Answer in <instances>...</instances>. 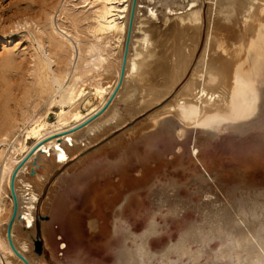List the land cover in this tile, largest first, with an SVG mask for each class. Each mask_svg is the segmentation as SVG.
<instances>
[{"label":"bare ground","instance_id":"6f19581e","mask_svg":"<svg viewBox=\"0 0 264 264\" xmlns=\"http://www.w3.org/2000/svg\"><path fill=\"white\" fill-rule=\"evenodd\" d=\"M34 1L36 2V11L32 12L33 16H27L29 18L24 19L23 22L21 19L19 20L21 23L29 25L30 33H34L33 40L36 39L38 44L34 52L31 51L30 56L32 59L31 61L29 60L31 62H29L31 64V75H33L35 83V93H37V96L49 93L51 95L49 98L51 103L59 102L66 106H61L59 110H55L56 120L53 122H50L47 118L48 111H51L53 106H48L41 114L35 111L36 103L31 107L25 108L22 106V108H19L21 110L20 113L18 112L19 114L16 113L15 109L14 113H12L13 110L10 112V108L5 106L4 102V106H0L3 114V119H0V127L2 126L0 128L2 130H0L2 132H0V264H15L11 257L17 259V264H37L32 259L36 256L40 258L41 264H53L50 256L58 260L59 264H264V205L262 202L264 199L261 200V204L258 203L260 201L259 198L263 196L262 194L260 197L259 194H257L258 196L256 195V197H259L258 200L255 198L258 204L254 203V201L251 202L250 205H248L249 203L245 196L242 199H245L248 204L243 203V200L241 203L239 199H237L240 201L238 203L236 199L235 202H232L234 201L233 198L229 199L230 201L232 200L230 202L226 201V199L221 200L222 197L218 198L215 196V198H211L204 195L202 200H205V203L202 201V207L198 201L195 202L193 200L192 201L195 203H192V207L188 205L190 209H193V212L200 213V218L185 219L187 221H183L184 224L182 225L180 224L182 221H180V219L188 213L182 215V211H179L183 204L181 206L176 205L177 203H175V205L173 203L172 205L171 203L166 204V198L164 197L166 191L171 193V196H176L175 194H177L175 191L166 190L168 186V184H166L167 182L165 183L166 185L162 184L165 186H162L163 188L160 186V183L159 188L161 187L162 189L158 188L159 190L156 189V186L155 188H148L144 201L136 203V206L139 208V212L137 213L131 209L132 206L129 205L130 203L125 207V210H121L124 202V200L121 199L116 203L112 202L111 207L105 206V208L109 207V213L106 211V213L102 214L101 210L99 211L98 208L97 212L101 213L102 217L97 214L86 215L88 216V229L90 231L99 229L101 236L103 234L105 237L101 239L104 240L102 243L106 246V248L104 246L105 252L107 253L105 259L100 258V260H96L93 255L91 257L89 256L87 259L85 258L87 254L84 256L83 252H81L83 254H80V251L75 248L76 251H74V256L71 257L70 262L66 261V263L60 259L57 248H55L56 250L54 251L48 249L49 242L45 239L42 229L44 220L42 221V219H39L37 223L36 214L42 215L43 206H45L43 197L49 188L52 178L58 174L64 166L65 163H62L72 155L70 149L78 147L80 142H83L88 135L96 134L97 127L90 124L84 138L81 139H76L77 137L73 139L74 132L73 135L70 134L72 135L71 138L69 136H62L59 139L60 142L58 141L59 144H57L58 139L54 136L59 137L58 135L60 133H64L83 123L104 105L107 89L112 90L114 84L105 86L99 77L92 82L91 80L93 78H90L91 74L89 73L93 70V72H95V70L98 71V69H101L100 67H103L105 61H108V57L111 56L113 57V61L118 60L117 63L119 68L116 77L117 79L119 78L125 53L131 0H90L88 4L94 5L90 16L92 23L90 25L88 24V26L86 25L90 37H82L81 32L78 31L75 26L68 27L66 23L64 24L65 20L60 17V15H62L61 13L64 10L66 11L65 6L62 7L58 15L59 21L55 23L53 18L55 13L53 15L52 10L49 9L50 6L48 7L49 4L47 5L49 0ZM84 1L86 2L88 0ZM135 1L136 4L133 9V17H135L130 31V40L123 73L125 80L126 77L138 73L143 64L148 43L151 42V40L149 41V37L151 36L148 35L149 33H147L145 29L140 32V36L136 39L134 38L137 15L143 10L142 7H144L148 13H156L158 9L162 12L163 10L172 9L173 11L175 10V13L184 21L181 31H184L183 37L186 47L184 51H181V53L175 56V59H172L170 71L167 70L170 73L169 76H172V83H170L169 80L167 81V83L169 82V90L178 80L184 78L189 68H191V72L189 76L186 77L187 79L185 82L181 84L182 87L180 86V89L178 88L182 93L180 91H177L175 95L173 93L172 95L174 96L168 103L163 106L161 105V108L158 106L159 109L156 111L153 110L154 113H151L152 116L150 115L153 119L160 120L158 130L163 134V140L167 143L166 145L176 144V148L177 146L180 147L177 144L180 143L179 140L178 142L176 141L177 143L173 140L176 137L175 134L180 137L183 135L186 137L192 129H195L194 137L197 140L198 146L210 144L217 136L219 138V134L222 131H227L229 128H233V131L239 134H245L244 131H246L248 127V130H250V126H246L247 123H252L253 127L258 128V130H263L264 134V89L260 87V84L263 85L264 83V0ZM190 1L196 3L192 5L189 4ZM189 9H191V11L184 14V11H188ZM183 15L184 17H182ZM75 19L73 18L72 22H75ZM185 21L187 22L185 23ZM19 24L18 22V25ZM133 40L138 42V46L133 43ZM65 44L70 46L68 49L71 51L68 52V56L65 55L66 60L62 59L64 65L54 68L55 66L53 67V64L56 62V56ZM75 44H77V49ZM54 49H56L57 52H55ZM66 52L65 54H67ZM62 58H64V56ZM58 60L60 61V59ZM59 64L61 63L56 65ZM98 72L100 73V71ZM98 72L96 74H98ZM92 74L93 76L96 75L94 73ZM1 75L0 81L2 80L3 82L5 81L4 83L11 84V82H9L10 79H7L8 77L6 78L4 74ZM2 78L5 79L3 80ZM89 79H91V82H89L91 89L86 90L88 89L86 87L88 83L86 82ZM15 83L19 84V80L18 83ZM1 84L0 87L2 86V88H4L3 83ZM9 84H5V86ZM163 84L162 82V86ZM9 86L12 88V84ZM166 86L167 85H165V88ZM27 88H29V85H27ZM151 88L153 87L151 86ZM167 88L165 90L163 88V90H158L157 92L151 90L152 92L149 91V93L151 92L150 94H152L154 91L158 96L157 99H160L163 95L173 90L172 88V90L168 91ZM7 89H5V92ZM20 92H22V90ZM24 92L26 94V91ZM10 93L12 92H9L8 97H13V93ZM28 93L30 94L31 91L29 90ZM6 94L4 95L6 96ZM30 95H32V93ZM23 97L24 102L27 96L23 95ZM46 97L48 96L46 95ZM7 98L5 103L7 102ZM91 98L94 99L93 103H90ZM11 100L13 102V98ZM166 100L167 98L164 99V102ZM1 102L2 101H0V105ZM8 103L10 104V102ZM82 106H87V109L82 111ZM118 119V114L115 113L112 115L110 122H117ZM21 123L23 125L25 123L26 125L21 128ZM155 125L157 126L158 124ZM244 125L247 127L246 129ZM153 127L155 126L153 125ZM156 130L157 129H155V131ZM151 131H154V128ZM229 132L232 131L229 130ZM170 133H175L173 139V136H169ZM154 134L155 132L153 135ZM191 134L192 133H190V135ZM156 136L157 133L155 138ZM261 136L264 137V135ZM11 139L14 140L9 148L10 150H7L4 155ZM150 139L154 141V138L152 139L151 137ZM29 142H31V145H29ZM92 142L93 141L85 143V145L91 144ZM146 142L151 143V141ZM185 142L188 143V140ZM211 144L210 146L213 147L214 142ZM38 145H40L39 148H34ZM82 147L83 146H79L77 150H80ZM33 148L36 150L33 151ZM170 151H168V153ZM172 153L174 154V152ZM46 156H49L50 161L51 159L53 161L52 164H46L47 168L44 167L45 169H42L44 165L42 162ZM46 160L45 162L48 163V160ZM196 160L199 159L197 158ZM31 165L34 166L31 167ZM59 165H61V167L58 168ZM56 167L57 169H55ZM31 168L34 170V174H32L34 177L32 179L28 178V176L30 177L31 175L29 172ZM53 170L54 172H52ZM15 171L14 192L18 202V213L12 221L9 237L6 232L7 227L3 225L4 221H2L3 223L1 222V219H3L1 215H3V210L7 208L6 198H11L8 191L11 190L10 182ZM192 172L194 171L192 170ZM41 173L44 175H41ZM124 174L125 176L127 175V173ZM192 174L194 173H191V175ZM120 176V179L124 181L125 176L123 175L124 178H122V174H120ZM120 179L117 181V185L118 182L121 181ZM192 179L194 180V178ZM135 181L138 182L137 179ZM201 185H204V183ZM19 186L24 187L26 192L19 190ZM87 186L91 191V185L88 184ZM208 186H201L200 189L204 188V191L207 192L205 188H208V191L213 192L214 189ZM83 187L84 186H82V188ZM114 187L116 188L115 185ZM68 188L70 187L68 186ZM111 188L110 190L112 192L113 188ZM110 190L108 191L110 192ZM36 191H38L37 195L35 194ZM88 194L89 193L86 192L82 194V196L87 197ZM124 194L125 190L118 191L117 196H123ZM177 195H179V193ZM181 196L183 197V195ZM251 196L252 195L248 197L252 199ZM188 197H190V195H188ZM249 198L248 201L250 202ZM168 199L169 198H167V200ZM170 199L168 201H171ZM178 199L181 200L180 198ZM178 199L176 197L174 202L178 201ZM11 200L13 201V208L11 207L10 215H12L9 217L10 219L8 218L9 220L12 219L14 210V199L11 198ZM55 202L59 213L62 212V215H65L66 212L64 209L67 211L68 207V203L65 202V195L58 197V200L54 201V203ZM54 203L53 205H55ZM185 203L188 204V202ZM71 204L73 205L74 203L72 202ZM73 206H71L72 208L70 207L71 209H68L69 213L67 212L68 214L65 216L67 219L65 220L69 222L67 224L69 230L72 233H76V236L79 234V228L75 216H71L73 211H77L76 207ZM94 208L97 209L96 207ZM95 209L92 211L93 214ZM190 211L188 212L190 213ZM20 213L23 214V217H18ZM75 213L74 215H76ZM24 214L26 215L25 217ZM170 214L173 215L174 221L177 223L180 221V223L175 224V231L173 230L176 232V235H169L166 238L167 234L164 236V239L162 237L155 239V236L160 230L159 227L161 224H166L167 217ZM187 217L188 215L183 218ZM19 223L27 225L26 238L29 240L20 238L18 235L14 234V228H16ZM71 235L74 236V234ZM37 241H40L39 249ZM94 241H96L95 243L99 242L97 239ZM1 253L5 256L6 262H4ZM18 253L19 255H24L26 260L24 261Z\"/></svg>","mask_w":264,"mask_h":264},{"label":"rangeland","instance_id":"374dc122","mask_svg":"<svg viewBox=\"0 0 264 264\" xmlns=\"http://www.w3.org/2000/svg\"><path fill=\"white\" fill-rule=\"evenodd\" d=\"M89 1L90 0L86 2L84 0L82 1L81 0H60V1L59 0H49L47 5L49 4L48 7L50 6L49 9L52 10L53 15L55 13V15L53 16L55 23L59 21L58 15L60 14L62 7L65 6L66 11L64 10L61 13L62 15H60V17H62L65 20V21L63 20L64 24L66 23L68 27L75 26V28L81 32L82 37L83 36L90 37V34L87 32L88 27H86V25L88 26V24L90 25L92 23L91 22L92 19L90 18V16L92 13L91 10H93L94 5L88 4ZM195 3L196 2L192 3V1L189 2V4H192V5H194ZM135 4H136V1L131 0V8H130L131 12L129 13V18H128L129 22H128V27H127L128 29L127 35L129 32V27H130L131 22L133 26V19L135 17V16L133 17L134 15L133 9L135 7ZM142 9L143 10L140 11L139 14L137 15L136 26L134 28V31H135L134 38L136 39L138 36H140L141 35L140 32H142V30L145 29V31L149 33L148 35L151 36L149 37V41L151 40V42L148 43V46L146 49V55L144 57L143 64L141 68L139 69L138 73L128 76L129 78L126 77V80H125L124 75L121 76V72H120V76L117 79L116 74L119 68L118 63H117L118 60L113 61L112 59L113 57L111 56L108 57V61L106 60L104 63V66L100 67L103 71L101 69H98V71H100L99 73L97 70H95V72H93L94 71L93 70L91 73H89L91 74L90 78L91 79L93 78V79L92 80L89 79L86 82L88 83V85H86L88 89L86 90L91 89V86H89V82L91 81L93 82V80L97 79V77H99V79L102 80L105 86L114 84L112 90L107 89V92L105 95L106 100H105L104 105H102L95 114L87 118L83 123L73 127L72 129L64 133H60L58 135L59 137L54 136L58 139L57 142L58 141L60 142L59 139L62 136H69L71 138L74 132L75 134H74V137L72 138L75 139L77 137L76 139L78 138L81 139V138H84V135L88 127L90 126V124L92 126L97 127L96 134L88 135V137L83 142H80L78 147H75V148L73 147L72 149H70L72 155L62 163V164L65 163L64 166L61 168L58 174H56L52 178L49 184V188L43 197L44 199H47V200L43 199V203L45 202L44 203L45 206H43V210H42V216H43L42 221L44 220L42 229L44 231L45 239L49 242L48 249H51L54 251L56 250L55 248H57V251L60 254L59 256L60 259L65 262L71 261V257L74 256L75 254L74 251H76V249L80 251V254L84 253L83 254L84 256L85 254H87L85 256V258L87 259L89 258V256L91 257L92 255L96 258V260H100V258L105 259L107 257L106 256L107 253L105 252L106 246L102 243L104 240H101V239H104L105 237L103 234L101 236L99 229H97L98 231L97 230L90 231L88 229L89 225L87 224V217L89 215H96V214L102 217V214L106 213V211L108 213L110 212L109 207H106L107 208L106 209L105 206L111 207L112 202L116 203L120 201L121 199L124 200L121 210H125V207L128 206V204L130 203L129 205L132 206L131 209L137 213L139 212L138 211L139 208L138 206H136V203L144 201L145 194L148 188H155L156 186V189H158L160 183H161L160 185L161 187L162 186L165 187L162 184H165L167 182L166 184H168V186L166 187V190L169 189L170 191H175L177 194L179 193L180 196L174 193L176 196L172 195L173 196L172 197L170 195L171 193H168L165 190L166 196L164 195V193L163 195L166 199L164 197L162 198L165 199L166 204L171 203L172 205L173 203L175 205V203H177L176 205L178 206H181L183 204L182 207L179 209V211H182V215L188 213L187 214L188 217L183 218V217H186L187 215L186 216L184 215L181 217L180 221L181 220L182 221L181 223L180 221H178V223L182 225L184 224L183 221L184 222L187 221L185 219H190V218L196 219V217L200 218V213L195 212V211L193 212V209L192 208L190 209L189 207L190 205L192 207V203H195L197 201L199 204H201V207H202V201H203L202 198L204 197V195H206V197H211V198H215V196L218 198L222 197L221 200L226 199V201H230L229 199L233 198L234 201L231 200L232 202H235V199L236 200L239 199L241 203L244 201L243 203L246 204L248 202L249 204L248 203L247 204L250 205L251 202H254V201H255L254 203L258 202L257 200L262 194L263 196L259 198L260 201L258 203L261 204L263 202V205H264V200H263L264 199V194H263L264 193V137L261 136L264 134H263V130L261 129L258 130V128L253 127L252 123H247V125L245 124L247 127L248 125L250 126V130H248L249 127L247 128L244 125L245 126L244 128L245 129L247 128V130L244 131L245 134H241V133L239 134L236 131H233L234 130L233 128H229L227 129V131L226 130L222 131L219 134V138L217 136L211 142V143L214 142L213 147L210 146L212 145L211 143L198 146L197 140L194 137L195 129H192V130L189 129L191 131L186 137L184 135L180 137V136H177L175 133H172V134L170 133L169 136L171 137L173 136L172 139L174 138V134H175L176 137L173 140L175 142L176 141L178 142L179 140L180 143H177V142L176 143L180 147L177 146L176 148V144L166 145L167 143L165 142V140H163L164 138L163 134H161V132L158 130L160 120L153 119L151 117L152 116L151 113L153 114L154 111H156L157 109L161 108L163 105L168 103L169 100H171L172 97L177 93V91H180L179 90L180 86L182 87L181 84L185 82V80L187 79L186 77H188L189 73L191 72V68H189V71L185 73L184 78H181L180 80H178L176 84L174 83L175 85L172 84L174 87L171 86L170 90H172L173 88L172 90L173 92L169 90V86H168L169 82L167 83V81L169 80L170 83H172L171 82L172 76L170 77L169 76L170 73L168 72L170 71L171 61L172 59H175V56L178 53H181V51H184V48L186 47L184 45V37H183L184 31H181V28L184 25V21L181 20L182 18H180V16H178V14L175 13V10L173 11L172 9L165 10V11L163 10V12L158 9L156 13L155 12L148 13L144 9V7H142ZM33 11L34 12L36 11V2L34 0H24V1L20 0V2L19 0H0V75L4 74L6 78L8 77L7 78L8 80L10 79L9 82H11L12 84V88H11V86H9L11 84L4 83L5 81L3 82L2 80H1L2 82L0 81V85H2L1 83H3L4 88L5 89L8 88L7 89L8 92L7 91L5 92V89L2 88V86L0 87L3 89V90L0 89V95H1L0 99L2 98L0 100L2 101L0 106H4V105L7 106L8 108H10L9 109L10 112H12L13 110L12 113H14V111L16 110L17 114L20 113L21 110L19 108H22V106L25 108L31 107L32 105H35V103H36L35 111L38 114L39 113L41 114L42 112H44L48 106H53L52 110L48 111V114H47L48 120L50 122H53L56 120L55 110H59L61 106H66V105L61 104L59 102L51 103V101H49V98L51 96L49 93H44L43 95H41L42 97L37 96V93H35L36 89L34 85L35 84L34 78H33V75H31V70H30V65H31L30 61L32 59L30 56V53L31 51L34 52L35 48L38 47V44H37L36 39L33 40L34 33L32 32L30 33L29 25H25L21 23L19 20L21 19V21L23 22L24 19L32 17ZM190 11L191 9H189L188 11L185 10L184 14H187ZM182 17H184V15ZM73 18L74 19L76 18L75 22H72ZM18 22L20 23L19 25H18ZM186 22L187 21H185V23ZM126 40H127V37H126ZM133 41H134L133 43L138 46V42H135V40ZM76 45L77 44H75V46ZM64 47L62 48V50L59 51V53L56 56V62L53 64V67L55 66L54 68L64 65V61L62 62V59L66 60L65 55L68 56V52L71 51L68 49L70 48L68 44H65ZM76 49H77V46H76ZM54 51L57 52L56 49H54ZM65 52L67 54H65ZM63 56L64 58H62ZM58 59H60V61ZM57 62L61 64L56 65L58 64ZM28 68H29V71H28ZM24 71L26 72V74ZM120 71H122V68ZM97 72L98 74H101V75L96 74ZM92 73L96 74L95 75L96 77L93 76ZM18 80H19V84H16L15 82L18 83ZM30 81L33 83V85ZM162 82L164 83L163 86H162ZM5 84H9V85L5 86ZM27 85H29V88H27ZM165 85L168 86V88L167 86L166 88L168 91H170V93L167 91L168 94L166 93L165 95H163V97H161L160 99H157L158 96L157 94H155V92H157L158 90L161 91L163 90V88L165 90L166 89ZM263 85L260 84V87L264 89ZM24 86H25V90H24ZM151 86L153 88H151ZM21 90L22 92H20ZM23 90L26 91V94ZM29 90L31 91L32 95H30L31 93L30 94L28 93ZM142 90H143V93H142ZM151 90H154L155 92L153 91V93L150 94L152 92ZM10 91L13 93V97L9 96L10 97L9 98L8 95ZM149 91L151 92L149 93ZM180 92L182 93V91ZM173 93L174 95H172ZM4 94H6L9 100ZM33 94L35 97L33 96ZM23 95L27 96L25 97L26 100L24 99V102H23V98H24ZM46 95L48 97H46ZM6 98H7V102L5 103ZM12 98H13V102L11 100ZM165 98H167V100L166 102H164V104H162V106H159V108L158 107L153 108L154 104L158 103L159 101ZM26 101L28 104L26 103ZM3 102H4V105H3ZM8 102H10V104ZM93 102H94V99L91 98L90 103H93ZM86 107L87 106H82L81 107L82 111L86 110L87 109ZM115 113L118 114V118H119L118 121L110 122L112 115H114ZM1 114H2V110L0 109V119L2 120L3 114L2 115ZM131 120L132 122L128 124ZM155 124H158V125L156 126ZM24 125L26 124L24 123ZM24 125L21 123L20 127L23 128ZM153 125L155 127H153ZM152 127L154 128V131H151L153 130ZM155 129L157 130L155 131ZM115 130H118V131L111 138L105 140L104 142L99 143L97 146L91 148L87 152L80 154L83 148L90 145V144L85 145V143H90L91 141H93L91 144L92 145L96 144L104 136H106L107 134ZM229 130L232 132H229ZM261 131H262V134H261ZM154 132L155 134L153 135ZM156 133H157V136L155 138ZM190 133H192L191 134L192 136L190 135ZM15 136H18V135H15ZM149 137L150 138L152 137V139L154 138V141L151 140ZM13 140L14 139H11V141H9V145H7L4 155L6 154L7 150H10L9 148ZM187 140H188V143L185 142ZM146 141H151V143H148ZM59 142L57 144H59ZM29 145H31V142H29ZM39 146L40 145L34 148L37 149L39 148ZM79 146H83V147L80 148V150L79 149L77 150ZM36 149H34L33 151H35ZM170 150L174 152V154ZM168 151H170L171 153L170 152L168 153ZM48 157L49 156H46L44 158L45 160L46 159L48 160V163L45 162V160L43 159L42 164L44 165L42 166L43 167L42 169L47 168V165H49L50 163L52 164L53 160L51 159L50 161V157L49 158ZM197 158L199 160H196ZM61 165H59L58 168L61 167ZM33 166L34 165H31V167ZM202 166H206V167H202ZM55 169H57V167ZM54 170L52 172H54ZM192 170L194 172H192ZM124 173H127V175L125 176ZM191 173H194V174L191 175ZM120 174H122V178H124L125 176L124 181L120 179L121 177ZM41 175H44V174L41 173ZM130 176L132 179L130 178ZM191 176H194V177H191ZM33 177L34 176L32 175H30V177L28 176V178L30 179H32ZM192 178H194V180ZM119 179L121 181H119L117 185V181ZM136 179L138 182L135 181ZM203 183L204 185L205 184L206 185L205 186L201 185ZM88 184L91 185L90 186V189H92L91 191L89 190L87 186ZM119 184H120V189H119ZM81 185L84 187L82 188ZM114 185L116 186L118 190L114 187ZM68 186L70 188H68ZM201 186L202 187L208 186L209 188L211 187L212 189H214V191L210 192L208 191V188L207 189L205 188V190H207L206 192L204 191V188H202L203 190L200 189ZM19 187H20L19 190L26 192V189L24 187H21V186ZM111 187L112 188L114 187L112 192L110 190ZM108 190H110V192ZM122 190H125V194L123 196H117L118 191L120 192ZM10 191H8V194L13 199L12 190ZM37 192L38 191H36L35 193L36 195H37ZM86 192L89 193L87 197L82 196V194ZM113 192H115L116 195ZM111 193H113L114 195ZM186 193H189V194H186ZM249 194L252 195L251 196L252 199L249 198L250 197ZM257 194H259V197H256ZM61 195H65V202L68 203L67 211L66 209H64L66 214L69 213L68 209L71 206L74 205L73 207H76L77 211H73L74 213L77 212L75 213L76 215H74V213L72 212L73 215L71 214V216L73 217L75 216V219L78 222V228H79L78 235L80 236L78 235L75 236L76 233H72L69 230V228L67 227V224L69 222L65 220L67 219V217H65L66 214L62 215L63 214L62 212L59 213L56 202L54 203V201L58 200V197H60ZM181 195H183V197ZM188 195H190V197H188ZM244 196L246 197L247 202L245 201V199L244 200L242 199L244 198ZM176 197L177 199L180 198L181 200L178 199V201L174 202ZM11 198L10 199L6 198L7 208L3 210L2 212L3 215H1L2 216L1 218L4 219V220L1 219V222L4 221L5 224L3 222L2 223L4 226L7 227L6 229L7 236H8V225L10 223L9 217H11L12 215V214L10 215V210L13 208V201L11 200ZM167 198H169L172 202L168 201L169 199L167 200ZM248 198L250 199V202L248 201ZM255 198H257V200ZM192 200L195 202H193ZM239 200H237L238 203L240 202ZM261 200L263 201L261 202ZM52 202L56 206L53 205ZM72 202L74 203L73 205L71 204ZM185 202H188V204ZM94 207H96L97 209H95ZM98 208H99V211L101 210L102 214L97 212ZM93 209H95L94 214L92 212ZM188 211H190V213ZM25 216L26 215L24 214V217ZM178 223L174 221L173 215L170 214L167 217L166 224L165 225L161 224V226L162 225L163 226L159 227L160 229L158 231L159 234L157 233V235L155 236L156 237L155 239H159L160 237L164 239V236L167 234L168 235L166 236V238L169 235H172V236L173 234L176 235V232H174L175 227H176L175 224H178ZM14 229H15V232H14L15 235H18L20 238L28 239L26 238V232H27L26 224L19 223ZM71 234H74V236ZM77 239L79 240V242ZM96 239L97 241L99 240L101 241L97 242L98 243L97 244L95 243L96 241H94ZM76 246H78L79 248ZM81 250H84V251H81ZM1 256L4 262H6L5 256L3 255V253H1ZM19 256H21V258L24 261L26 260L24 255L20 254ZM11 258L14 261V263L17 264V259H15L14 257H11ZM50 258L53 261V264H59L58 260L52 258L51 256ZM32 259L35 263L41 264L40 258H38V256Z\"/></svg>","mask_w":264,"mask_h":264},{"label":"water","instance_id":"95a60500","mask_svg":"<svg viewBox=\"0 0 264 264\" xmlns=\"http://www.w3.org/2000/svg\"><path fill=\"white\" fill-rule=\"evenodd\" d=\"M131 27H132V22L130 24V27H129V32H128V35H127V40H126V46H125V53H124V58H123V62H122V71H121V76H123V73H124V69H125V63H126V56H127V49H128V45H129V40H130V31H131ZM166 99V98H165ZM166 102V101H165ZM164 103V99L159 101L158 103L154 104V107L153 108H156L158 106H161L162 104ZM132 121H130L128 124H130ZM118 130H115V131H112L111 133L107 134L106 136H104L101 140H99L96 144H90L89 146L83 148L80 152V154H83L85 152H87L88 150H90L91 148L97 146L99 143L101 142H104L105 140L111 138ZM30 174H34V170L31 168V170L29 171ZM15 176H16V171L13 173L12 175V178H11V182H10V187H11V190H12V195H13V199H14V210H13V216H12V219L10 220V223L8 225V236L10 237V231H11V224H12V221L14 219V217L17 215L18 213V202H17V198H16V195H15V192H14V179H15ZM18 217H23V214H18ZM43 216L42 215H39V214H36V222L38 223V220L39 219H42ZM37 230H38V224H37ZM37 246H38V249L40 248V241H37Z\"/></svg>","mask_w":264,"mask_h":264}]
</instances>
